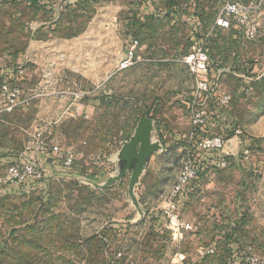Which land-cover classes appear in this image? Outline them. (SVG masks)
I'll list each match as a JSON object with an SVG mask.
<instances>
[{
	"label": "rangeland",
	"instance_id": "374dc122",
	"mask_svg": "<svg viewBox=\"0 0 264 264\" xmlns=\"http://www.w3.org/2000/svg\"><path fill=\"white\" fill-rule=\"evenodd\" d=\"M228 1L0 0V264H187L182 254L215 243L207 264H233L234 252L264 258V6L243 0L258 23L248 38L239 21L217 26ZM133 39L138 60L119 70ZM196 46L209 53L213 94H197L184 63ZM193 109L207 126L191 137ZM152 115L164 150L137 190L136 222L131 172L105 189L80 177L116 174L123 141ZM39 133L73 164L49 159L44 181L11 184L10 166L39 160ZM217 135L228 140L226 167L196 148ZM188 158L200 173L179 198L184 232L161 212Z\"/></svg>",
	"mask_w": 264,
	"mask_h": 264
},
{
	"label": "built area",
	"instance_id": "2783aa9c",
	"mask_svg": "<svg viewBox=\"0 0 264 264\" xmlns=\"http://www.w3.org/2000/svg\"><path fill=\"white\" fill-rule=\"evenodd\" d=\"M258 8L264 6V0H257ZM232 20H236L244 24L245 33L248 38H253L258 30V23L253 19L252 6L246 4L243 0H229L224 8L220 11L217 18V26L221 28L229 27ZM139 40L133 39L126 50L124 59L121 60L118 69L124 70L134 66L138 60ZM184 63L188 70L192 73L196 80V91L199 96L204 94L215 93L217 87L209 78V53L202 46L194 47L183 57ZM4 92L10 96H16L14 91L9 89L7 84L2 86ZM224 103L228 104L231 96L223 97ZM14 101V100H13ZM191 137L196 135L198 129L207 126L206 111L201 109H193ZM237 135H241L242 131L237 130ZM227 141L223 136H213L203 139L198 143L202 152L206 156V162L217 163L218 166L226 167L228 157L231 155L227 150ZM35 153L48 156L46 160L53 159L54 162H61L65 166H71L74 162V156L71 151L63 150L58 144H49L46 138L39 133ZM244 156H249V149L243 151ZM193 158L184 160L182 169L177 178L176 184L170 190L167 197V205L162 209V214L168 219V227L174 230L188 229L189 225L180 220L179 214V198L187 197L190 191V185L199 177L200 165ZM7 181L14 185H26L30 182H39L47 179L46 170L41 166L40 160L34 158L20 159L16 164L10 166ZM217 253L216 243L208 247H202L198 250L199 259H206ZM184 260V259H182ZM241 264H264V258L257 253H245L241 255Z\"/></svg>",
	"mask_w": 264,
	"mask_h": 264
},
{
	"label": "water",
	"instance_id": "95a60500",
	"mask_svg": "<svg viewBox=\"0 0 264 264\" xmlns=\"http://www.w3.org/2000/svg\"><path fill=\"white\" fill-rule=\"evenodd\" d=\"M70 0H62L60 6ZM156 120L152 116H145L138 121L134 133L129 140L123 141L122 147L115 156L116 174L108 177L104 182L80 177L90 182L94 187L105 189L121 183L128 172H131L128 185V198L136 208L139 217L136 222L143 220L144 206L138 196L137 187L141 184L154 155L164 150V144L154 139Z\"/></svg>",
	"mask_w": 264,
	"mask_h": 264
},
{
	"label": "crops",
	"instance_id": "0c3cea01",
	"mask_svg": "<svg viewBox=\"0 0 264 264\" xmlns=\"http://www.w3.org/2000/svg\"><path fill=\"white\" fill-rule=\"evenodd\" d=\"M39 156V160H40V164H41V166H43L44 164H47L48 163V160H46V158H48V156H42L41 154H38ZM153 159V158H152ZM152 161V160H151ZM151 164V163H150ZM147 173H149V172H146V174L145 175H147ZM145 175L143 176V178H142V181H141V184L137 187V190L141 187H144L145 186ZM162 213V212H161ZM160 221V220H159ZM185 223V222H184ZM189 225V227H191L190 226V224H188ZM167 226H168V224H167ZM183 231L184 232H187V230H185L184 228H183ZM236 243V242H235ZM198 250L196 251V254L194 253V256H192V258H190V256H188L187 254H182L181 256H182V259H184V261H187L188 263L187 264H207V262H206V259H199V257H198ZM242 253L243 252H238V253H236V252H234V254L231 256L232 257V259L234 260V263L233 264H241V255H242ZM183 261V260H182Z\"/></svg>",
	"mask_w": 264,
	"mask_h": 264
},
{
	"label": "trees",
	"instance_id": "16d2710c",
	"mask_svg": "<svg viewBox=\"0 0 264 264\" xmlns=\"http://www.w3.org/2000/svg\"><path fill=\"white\" fill-rule=\"evenodd\" d=\"M152 116L154 117V115H152ZM160 137L163 138V134H160ZM196 148H198L197 151H198L199 153H202V150H201L199 147H196ZM199 153H198V155H199ZM153 157H154V156H153ZM198 157H199V156H198Z\"/></svg>",
	"mask_w": 264,
	"mask_h": 264
}]
</instances>
